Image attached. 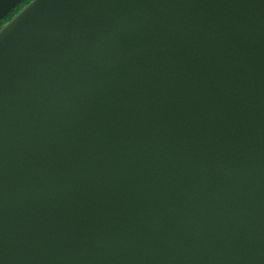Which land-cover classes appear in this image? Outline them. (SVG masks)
I'll list each match as a JSON object with an SVG mask.
<instances>
[{
    "label": "water",
    "instance_id": "water-1",
    "mask_svg": "<svg viewBox=\"0 0 264 264\" xmlns=\"http://www.w3.org/2000/svg\"><path fill=\"white\" fill-rule=\"evenodd\" d=\"M0 264H264V0H33L5 25Z\"/></svg>",
    "mask_w": 264,
    "mask_h": 264
},
{
    "label": "trees",
    "instance_id": "trees-1",
    "mask_svg": "<svg viewBox=\"0 0 264 264\" xmlns=\"http://www.w3.org/2000/svg\"><path fill=\"white\" fill-rule=\"evenodd\" d=\"M33 0L22 1L7 17L0 23V30L13 20L26 6H28Z\"/></svg>",
    "mask_w": 264,
    "mask_h": 264
}]
</instances>
